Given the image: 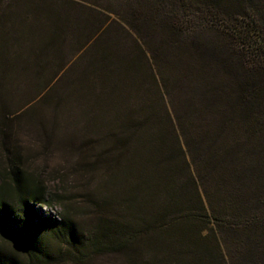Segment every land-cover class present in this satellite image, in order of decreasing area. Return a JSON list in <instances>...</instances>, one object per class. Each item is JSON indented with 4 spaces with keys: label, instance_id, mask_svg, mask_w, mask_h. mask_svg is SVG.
Listing matches in <instances>:
<instances>
[{
    "label": "trees",
    "instance_id": "trees-1",
    "mask_svg": "<svg viewBox=\"0 0 264 264\" xmlns=\"http://www.w3.org/2000/svg\"><path fill=\"white\" fill-rule=\"evenodd\" d=\"M45 70L28 104H49L57 123L83 114L86 133L62 149L70 191L50 193L18 165L0 180L6 241L50 261L38 223L10 224L6 196L30 217L35 205L66 204L79 190L95 217L89 232L72 225L69 207L63 222L36 214L74 260L264 264V0H0L4 140L9 118L37 110L10 111L8 80ZM162 193L166 203L142 214ZM172 215L203 223L189 258L161 257L143 240ZM10 260L0 246V264L18 263Z\"/></svg>",
    "mask_w": 264,
    "mask_h": 264
},
{
    "label": "rangeland",
    "instance_id": "rangeland-1",
    "mask_svg": "<svg viewBox=\"0 0 264 264\" xmlns=\"http://www.w3.org/2000/svg\"><path fill=\"white\" fill-rule=\"evenodd\" d=\"M50 70L38 72H24V77L18 80L17 74H14L9 81V95H8V105H10V111L18 110L20 106L28 104L31 99L38 95V91L42 89L44 84L42 79L44 77H49L51 75ZM69 74V73H68ZM66 74V76L68 75ZM62 88H67V83L60 84ZM12 90V92H11ZM37 102V101H36ZM28 104V106H34L37 110H30L26 113H16L14 117L9 118L8 123L11 125L10 133L12 137L2 138V131L4 128L3 120L0 118V180L3 176H7L12 168H15L17 165L20 167V170L30 176L36 177L39 176L42 179L45 187L50 193L55 194L60 193L61 190L70 191V187L73 186V181H68L66 178L65 170V159L63 148H65L64 142L69 141L71 138L82 137L85 131V123L83 114H77L75 111L71 112L69 116H64L59 118L58 123L53 116L52 108L47 103ZM38 114L44 115L43 122H38L36 116ZM72 117V118H71ZM69 122L71 126H66ZM59 125V126H58ZM71 128L68 133L66 130ZM68 167V164H66ZM71 179V176H70ZM78 186V185H77ZM9 188L7 189V191ZM81 192L79 190H74L73 193L66 194L65 197H68L70 200L66 204L54 203L47 206H37L35 205L32 208V212L29 217V210L20 207L16 201H14L10 196H6L7 201L11 204L12 208L15 210V216L10 219V224L14 227H21L27 224L26 220L30 222L33 221L34 224L38 223V227L43 233V237L46 238L48 242V249L51 252V259L48 262H41L38 259H35L34 256H27L24 254L20 245L15 242L14 244L6 241L2 236L0 229V246L8 254L10 261H16L13 263L16 264H120L119 258L116 256H111L109 260L96 258L89 262L76 259L73 252L70 250H63L65 245L63 242L55 243L52 235L49 230H44L43 223L37 221L36 214L43 218H52L58 222H63L65 218L67 219L66 209L67 207L71 208V221L72 225H78V229L81 234L89 232L90 228L94 224L95 217L90 215L88 210H83L86 207V202L81 199ZM164 193L158 194L155 202L151 206L146 205L145 213H142L148 217L156 213L157 210L162 204H165ZM72 203V205L70 204ZM71 206V207H70ZM69 211V209H68ZM147 212V214H146ZM171 214L174 212H170ZM130 215L126 210L123 217ZM29 217V219H28ZM170 217V216H169ZM168 217V219H169ZM174 220H170L169 226H164V223L161 222L159 226L151 233V236H145L143 240L148 241L157 245L158 255L164 257V255L172 250L183 251L182 256L184 258H189L190 256L186 254V251L191 249L190 245H193V242L199 236H195L194 232H197V229L201 227L203 223L199 222L197 218H188L183 219L177 215H172ZM94 219V220H93ZM167 223L168 221L165 220ZM212 225V224H211ZM210 224L203 227L202 234L208 232ZM187 232L189 230L188 237L190 239H182L181 231ZM171 231V232H170ZM170 232V233H168ZM183 232V233H185ZM52 237V238H51ZM190 244V245H189ZM171 246V247H166ZM155 249V250H157ZM146 254V253H145ZM156 254V253H153ZM147 256V254H146ZM146 259H148L146 257ZM160 264H165L160 263Z\"/></svg>",
    "mask_w": 264,
    "mask_h": 264
}]
</instances>
